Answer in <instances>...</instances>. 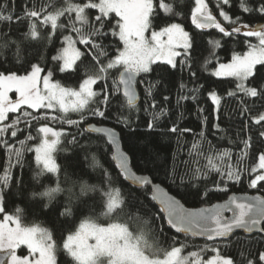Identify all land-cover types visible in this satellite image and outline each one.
<instances>
[{
    "label": "trees",
    "instance_id": "1",
    "mask_svg": "<svg viewBox=\"0 0 264 264\" xmlns=\"http://www.w3.org/2000/svg\"><path fill=\"white\" fill-rule=\"evenodd\" d=\"M160 2L161 0H154L161 17L160 24L163 25L165 21L180 23L194 37L193 48L187 57L182 54L176 58V68L158 62L152 66V72L138 76L136 85L139 99L135 109L127 106L122 88L121 92L112 94L113 80L118 79L119 74L118 70L113 69L110 70L106 81H99L94 85V91L103 93L106 90L109 93V103L106 107L100 104L102 95L90 102L89 108L83 113L63 114L58 110H33L22 106L16 113H9L7 120L0 122V126L10 125L17 117L20 118V123L16 125L19 129L16 137L11 136L12 128L0 137V140L7 141V147L0 143V190L4 197V213L19 215L26 224L39 223L47 226L58 246L57 264H71L62 249L64 239L78 229L83 219L93 214L99 215L101 208L98 205L102 198H106V191L111 192L116 188L121 189L122 195L131 205L124 208L120 220H127L129 212L139 217L138 221L129 222L133 228H142L148 234L150 243L156 242L166 249L171 246H183L184 252L200 251L203 259L213 255L211 249L216 248L220 255L230 256L234 264H247L249 259L257 261L258 264V254L264 251L262 232L251 235L236 232L225 240L208 241L176 233L167 225L162 213L160 219L153 220V214L159 212V206L150 200V187L148 196H145L142 194L143 189L130 184L111 159L113 151L111 145L106 143L107 138L100 133L85 131L90 122L115 127L120 133L123 148L130 156L132 167L162 183L187 206L209 205L223 200L233 192H259L264 195V188L259 185L256 189L248 186L249 180L260 172L258 169L257 173H252L251 168L258 164V156L264 152V137L259 135L264 131V123L254 124L251 117L264 112V100L244 96L242 92L229 96V92L236 91L235 78L216 77L212 74L218 63L231 60L233 52L247 51L244 40L256 43V38H245L243 32L234 37H225L215 29H196L191 23L194 0H164V3L173 5L175 12L180 13L168 20L167 15L159 8ZM206 2L217 19L230 29L231 25L222 20L216 8L220 0ZM247 2L256 7L255 0ZM63 3L64 0H0V5L9 6L4 14L13 16V21L8 25L0 22V72L7 74L9 70L20 69L22 64L29 66L39 63L44 69L43 75L47 74L48 70H54V81L65 87L79 86L86 78L84 65H80L78 61L79 72L61 73L55 70L61 62L51 59L62 48L63 35L75 38V33L65 31L61 34L60 30H57L56 34L48 39L50 25L42 26L37 21L42 39L33 41L24 38L29 31V21L25 16L27 11L34 7L52 10L61 7ZM239 3L240 0H231V6H223L224 10L233 19L239 16L243 23L264 24V19L259 14L244 13L239 8ZM97 14L95 9L89 12L91 19ZM16 17H19V20L15 19ZM61 20L66 22V17ZM210 40H219L220 47H213L209 43ZM104 43L107 45L108 41ZM77 46L81 51H85L83 45ZM111 54L110 51L109 55ZM101 59L106 62V58ZM181 60L184 61L183 64L179 63ZM18 74L25 73L18 71ZM149 89L151 96L147 95ZM213 91L221 98L218 106L209 96ZM97 106L105 110L106 119L87 114ZM245 106L250 111L242 114V108ZM161 110L167 114L157 120L155 129H148L147 123L153 118L152 114ZM24 111L29 112L30 116L24 117ZM81 115H84L85 119L79 125H69L65 122L67 119L79 120ZM41 116L49 118H32ZM52 116L57 119L52 120ZM118 119H126V123H119ZM45 124L62 133L53 153L58 171H45L44 175L37 178V173L42 169L35 159V148L42 139V134H39L37 129ZM245 124L248 125L247 128L244 127ZM174 125L190 131L172 133L169 129ZM29 135L32 137L30 140L27 139ZM73 137L75 143L72 142ZM249 137L251 147L247 150L248 155L238 162L244 148L243 141ZM20 141L25 142L23 146ZM16 149H22L19 157L15 155ZM225 150L231 153L230 159L216 158ZM209 156L214 157V162L222 169L229 163L233 168L238 167L242 172L241 182L225 180L228 191H217L215 185L221 182V177L206 167ZM105 172L108 173L107 176H104ZM5 176L7 184L4 182ZM109 178L111 183L107 182ZM85 185L88 190L82 192L81 189ZM57 186L61 191L54 193L51 198L39 195L40 192ZM205 191L208 192L207 196L203 195ZM83 202H87V206ZM66 207L72 209V214L67 217L59 215ZM17 209L20 210L19 213L16 212ZM98 222L108 221L101 217ZM160 225L163 226L162 235L158 228ZM152 237H155V241Z\"/></svg>",
    "mask_w": 264,
    "mask_h": 264
},
{
    "label": "snow or ice",
    "instance_id": "2",
    "mask_svg": "<svg viewBox=\"0 0 264 264\" xmlns=\"http://www.w3.org/2000/svg\"><path fill=\"white\" fill-rule=\"evenodd\" d=\"M256 7L247 0H240L239 8L244 13H257L264 19V0H255ZM194 7L191 10V23L196 29H215L225 37H234L243 33L245 38H256V43L244 40L247 44V51L243 53L233 52L231 62L220 63L212 73L216 77H234L237 81L236 91L229 92V96H235L242 92L244 96L260 98L264 100V24L259 27L250 26L241 22L239 16L235 19L224 10L223 6H231V0H220L216 5L219 16L224 22L231 25L227 28L217 19L216 15L209 9L206 0H194ZM8 5H0V22L6 25L13 21L11 14L5 15ZM159 8L167 15L168 20L172 16L180 15L174 11L172 4L164 3L161 0ZM97 10L98 14L94 19L90 18V10ZM114 14V15H113ZM29 31L24 35L28 40L42 39L37 25L49 26L51 32L48 39L55 35L57 30L61 34L65 31L75 33L63 35V47L57 51V55L51 59L58 63L55 70L65 72H79L80 65H84L85 77L79 84V88H69L61 85L58 81L52 80L53 71L48 70L47 74L41 75L44 69L39 63L29 66L21 65L17 71L0 72V122L8 118L9 113H16L22 106L29 109L58 110L60 113L69 112L83 113L89 108L97 96L102 95L100 104L105 107L109 103V93L94 91L93 86L99 81H106L110 70H118V79L113 80L112 94L121 92L126 99L130 109L136 108L138 99L135 90L137 77L144 73L153 71V65L162 62L171 68L177 67V57L182 54L187 57L193 48L194 37L180 23L165 21L160 24L161 17L157 12L154 0H64L59 8L48 10L46 7L33 8L25 13ZM66 17V22L61 18ZM15 19L19 20V17ZM166 37V39H165ZM104 41H108L107 45ZM213 47H220L219 40H210ZM83 45L85 51L76 47ZM178 49L183 50V52ZM111 51V55H109ZM101 58H106V62ZM80 62V65L77 62ZM179 63L183 64L181 60ZM259 66V67H258ZM94 70V71H93ZM23 71L25 74H18ZM194 76L195 73H192ZM107 86H105L106 88ZM15 92L18 98L10 99L9 93ZM148 96H151L149 89ZM209 96L215 105L220 104L221 98L213 91ZM195 99V97H193ZM167 99V98H165ZM243 103V102H242ZM155 107V104H153ZM250 109L245 106L242 114L248 113ZM88 115L106 119L105 110L97 106L88 111ZM164 110L153 113V118L148 121L147 128L155 129L156 122L161 116L166 115ZM24 117L30 116L27 111L23 112ZM33 119H48L47 116ZM52 120L57 117L52 116ZM85 119L84 115L79 120L67 119L69 125H79ZM254 124L264 123V112L251 117ZM119 123H126V119ZM20 123L17 117L10 125L0 126V137L12 128L11 136L16 137ZM218 127V125H217ZM248 127L247 124L244 126ZM42 134L39 145L35 148V159L43 168L37 173V178L47 173H56L58 166L53 153L56 151L62 133L47 126L46 124L37 129ZM85 131H94L103 134L107 138L106 143L111 145L113 154L111 159L116 162V167L125 179H131L141 189L143 195L148 196L150 186V200L159 205V212L153 214V220L160 219L163 214L167 225L175 229L177 233H191L192 235L206 236L208 240L228 237L235 229H243L252 232L254 229L264 233V196H243L231 195L222 204H215L210 208H186L180 200L170 195L158 184H154L150 177L138 175L129 167L130 157L121 150L114 129L108 127H96L89 125ZM170 132H187L190 129H180L174 125ZM264 137V131L259 133ZM51 137V139H50ZM27 139H32L31 135ZM72 142L75 143V137ZM7 147V141L0 140ZM24 141H20L23 146ZM244 148L239 160L247 157V150L251 147V138L243 141ZM12 151L11 148H8ZM22 149H16L15 155L20 156ZM218 159L231 158L227 150L218 154ZM206 167L210 172H215L221 177V182L215 185L217 191H228L224 181L240 183L242 172L233 168L229 163L221 168L214 162V157H207ZM264 170V152L258 156V164L251 168L252 173ZM108 173L105 172L104 176ZM207 173H205V178ZM199 178V177H197ZM7 184V176L4 178ZM39 183V180H37ZM111 183V179L107 181ZM175 183V181H173ZM264 171L256 174L249 180V187L256 189L258 185L264 188ZM103 183V181H101ZM223 184V186H221ZM179 187V185H178ZM82 192L87 191L85 185ZM61 191L60 187L49 188L40 192V196L51 198L56 192ZM106 198H102L98 207L101 208L99 215L83 219L75 232L69 233L63 241L62 249L71 264H234L230 256H222L219 250L212 248L215 255L203 261L200 254L193 251L183 255V246H171L166 249L156 242H149L148 234L142 228H133L129 221H138L139 217L128 214L127 220L121 221L120 215L126 206L131 207L129 201L122 195L121 189L116 188L111 192L106 191ZM204 196L208 192L203 193ZM4 197L0 196V213L5 211L3 206ZM87 206V202H83ZM143 207V205H141ZM19 209L16 210L19 213ZM231 212V217L224 215ZM72 214V209L65 208V217ZM104 218L107 223L98 222ZM159 232L163 234V226H158ZM155 241V237H152ZM22 246L26 248V254L18 255L17 250ZM58 246L53 239L52 233L39 226H26L19 215L5 214L0 220V264H57ZM247 264H257V261L249 259ZM258 264H264V251L258 254Z\"/></svg>",
    "mask_w": 264,
    "mask_h": 264
},
{
    "label": "water",
    "instance_id": "3",
    "mask_svg": "<svg viewBox=\"0 0 264 264\" xmlns=\"http://www.w3.org/2000/svg\"><path fill=\"white\" fill-rule=\"evenodd\" d=\"M118 75H119V74H118ZM137 78H138V77H137ZM136 82H137V80H136ZM121 88H122V86H121ZM135 90H136V92H137V96H138V99H139V94H138V90H137V85H136V84H135ZM138 99H137L136 103L138 102ZM89 125H95L96 127H108V128H112V129H114V130L116 131V133H117V139H118L119 142H120L121 150L124 151L126 154H128V153L126 152V150L123 148L122 141H121V137H120V133H119V131H118L115 127H112V126H110V125H106V124H97V123H95V122H90V123H88V124L86 125V128H88ZM90 132H94V131H90ZM94 133H96V132H94ZM100 134H101V133H100ZM112 151H113V149H112ZM128 155H129V154H128ZM129 157H130V156H129ZM0 162H1V156H0ZM114 162H115V161H114ZM115 164H116V162H115ZM129 167H130L133 171H135L138 175H146V176L150 177V179L152 180V182H153L154 184H158V185H160V187L163 188L165 191H168L170 195H173V196L176 197V199L180 200V198H178L176 195H174V194H173L168 188H166L162 183L157 182V181H154V180L152 179V177H151L149 174H146V173H140V172L136 171V170L132 167L131 160H129ZM126 180H127L130 184L139 187V186H138L137 184H135L131 179H126ZM149 187H150V186H149ZM231 195H236V196H238V197H243V196H255V195H261V196H264L263 194H261V193H259V192H253V193L233 192V193H230V194H229L226 198H224L223 200L216 201V202H214V203H212V204H209V205H202V206H197V207H191V206H187L186 204H184L181 200H180V202H181L186 208H210V207H212V206L215 205V204H222V203L226 202L227 199H228V197L231 196ZM156 204L158 205L157 202H156ZM158 206H159V205H158ZM224 215L227 216V217H231L232 213L226 211V212L224 213ZM173 230L175 231V229H173ZM175 232H176V231H175ZM236 232H243V233H245V234H247V235H251V234H254V233H261V232L255 230V229H254L252 232H246V231L243 230V229H235L234 232H233L232 234H230L228 237L217 238V239H215V240H225V239H228L229 237H231V236H232L234 233H236ZM176 233H177V232H176ZM180 234H186V233L181 232ZM186 235H189V236L192 237V238H199V239H205V240H208L206 236L192 235L191 233H187ZM215 240H208V241H215Z\"/></svg>",
    "mask_w": 264,
    "mask_h": 264
},
{
    "label": "rangeland",
    "instance_id": "4",
    "mask_svg": "<svg viewBox=\"0 0 264 264\" xmlns=\"http://www.w3.org/2000/svg\"><path fill=\"white\" fill-rule=\"evenodd\" d=\"M218 20H220V19H218ZM221 21V20H220ZM177 23V22H176ZM223 24V23H222ZM261 24H257V25H250V26H253V27H259ZM185 29V28H184ZM186 30V29H185ZM187 31V30H186ZM242 32H243V29H242ZM165 39H166V37H165ZM64 46V45H63ZM62 46V47H63ZM76 47H78L77 45H76ZM79 48V47H78ZM179 51L181 50V49H178ZM229 62H231V60L230 61H227V62H220V63H229ZM62 63V62H61ZM220 63H218L217 64V66L215 67V68H213V72L216 70V68L218 67V65L220 64ZM41 75L43 76V73H41ZM53 80V79H52ZM54 81V80H53ZM54 82H56V81H54ZM69 88H74V89H77L78 90V88H79V86H77V87H69ZM93 89H94V86H93ZM9 97H10V99H13V100H15V99H17L18 98V94H16L15 92H12V93H9ZM58 131V130H57ZM50 139H51V137H50ZM40 166L43 168V165L42 164H40ZM261 171H264V170H260V172ZM259 172V173H260ZM258 173V174H259ZM0 196H2V193H1V190H0ZM5 214H9V213H0V220H2L3 219V216L5 215ZM13 215V214H12ZM24 225H26V226H39V227H43V228H47L49 231H50V229L47 227V226H45V225H42V224H39V223H36V224H26V223H23ZM76 231V230H75ZM74 231V232H75ZM51 232V231H50ZM190 252H193V251H189V252H184V250H183V255H187L188 253H190ZM195 252H197V253H199L200 254V251H195ZM17 254L18 255H23V254H26V248L24 247V246H22V248L21 249H18L17 250ZM215 255V253L213 254V255H211V256H209L207 259H203L202 258V256H201V254H200V256H201V258L203 259V261H207L208 259H210V258H212L213 256ZM223 256V255H222Z\"/></svg>",
    "mask_w": 264,
    "mask_h": 264
}]
</instances>
